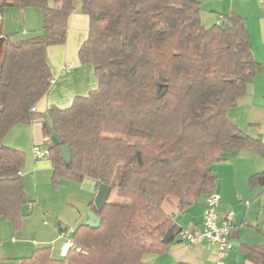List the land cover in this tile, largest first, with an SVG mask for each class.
Listing matches in <instances>:
<instances>
[{"label":"trees","instance_id":"16d2710c","mask_svg":"<svg viewBox=\"0 0 264 264\" xmlns=\"http://www.w3.org/2000/svg\"><path fill=\"white\" fill-rule=\"evenodd\" d=\"M77 3L89 19L78 59L93 66L98 84L67 108L51 106L43 133L58 140L48 146L54 180L92 178L111 190L95 210L100 226L71 233L88 252L54 258L42 247L21 264H143L176 239L167 234L166 196L184 211L214 191L213 163L262 149L227 118L260 64L242 18L205 27L198 0H0L1 16L7 7H37L42 16V33L21 40H10L0 20V140L40 116L32 108L50 86L46 50L65 43ZM23 162L24 153L0 144V217L16 227L28 202ZM113 194L131 204L111 201Z\"/></svg>","mask_w":264,"mask_h":264},{"label":"crops","instance_id":"0c3cea01","mask_svg":"<svg viewBox=\"0 0 264 264\" xmlns=\"http://www.w3.org/2000/svg\"><path fill=\"white\" fill-rule=\"evenodd\" d=\"M198 1L203 23L210 24V20L211 24H216L220 16L233 14L242 18L248 30L252 55L260 64V71L247 84L245 92L227 110V118L241 132L260 140L262 149L227 153L222 160L211 165V171L215 177L214 191L220 195L219 213L225 210L234 212L233 227L229 232L232 247L226 253L225 263L264 264V0ZM88 22V16L76 9L68 17L65 43L48 46L46 50L51 79L48 90L34 105V110L40 116L28 123L14 125L19 127V132L10 143L23 149L24 159L30 160L32 165L26 170L24 165L25 168L20 171L26 182L25 193L28 197L32 192L29 181L38 182L39 186L41 179L52 170L50 159H36L32 153L33 146L41 149L49 146L50 138L43 133V124L49 122V108H67L76 96H86L97 87L98 80L93 66L81 64L78 59V50L87 37ZM38 29L34 36L42 33L41 27ZM20 34L26 36L28 33L23 29ZM26 38L31 37L15 40ZM87 179L91 181L90 189L95 196L99 182ZM206 195H199L194 204L184 211L179 210L176 197L166 196L163 199L162 210L173 221L172 233L176 234L180 228L195 230L201 226ZM90 204L89 210L92 209ZM30 209L32 211L33 207ZM62 230L59 228V235L55 239L60 237ZM60 249L61 245L58 255ZM1 251L3 249L0 244ZM215 253L214 244L189 246L176 238L167 251L145 254L143 264H215Z\"/></svg>","mask_w":264,"mask_h":264},{"label":"rangeland","instance_id":"374dc122","mask_svg":"<svg viewBox=\"0 0 264 264\" xmlns=\"http://www.w3.org/2000/svg\"><path fill=\"white\" fill-rule=\"evenodd\" d=\"M75 9L80 11V3L76 4ZM0 20L2 31L5 35H10V40L32 37L42 25L41 12L37 7H7L3 10L2 16L0 15ZM209 23H203V25L205 27L215 25L211 24L210 20ZM23 29L28 33L26 36L20 34ZM18 128L12 126L0 140V144L24 153L23 149L14 147L10 143L14 140L13 136H17ZM31 167L30 160L24 159L20 171L22 168L26 170ZM23 183L25 190L26 182L23 180ZM37 183L33 180L29 181V189L32 192L29 197L26 193L28 202L22 206L20 224L17 227L0 217V244L3 249L0 252V264H21L29 260L36 249L42 247H49L52 256L59 258L58 249L63 244L62 237L55 239L59 235V228L76 229L81 224L85 225L86 219L84 221L83 219L87 218L88 205L94 199L90 189L91 181L87 178L81 181L67 178L54 180L51 170L47 177L41 179L39 186ZM110 200L131 204V202L117 198L115 194L111 195ZM82 248L85 250L84 253L88 252L86 248Z\"/></svg>","mask_w":264,"mask_h":264},{"label":"built area","instance_id":"2783aa9c","mask_svg":"<svg viewBox=\"0 0 264 264\" xmlns=\"http://www.w3.org/2000/svg\"><path fill=\"white\" fill-rule=\"evenodd\" d=\"M222 20L223 17L220 16L217 18L216 24L221 23ZM32 110H34V108H32ZM32 153L36 159H49L48 148L41 149L38 146H33ZM219 203L220 195L218 193L215 191L207 193L201 226L195 230L180 228L176 232V238L189 246H197L203 243L214 244L216 246L215 264H226V253L232 247V243L229 239V232L233 227L234 212L232 210H225L223 213H219ZM72 231L73 229L68 228L62 230L60 233V237L64 239L59 251L60 256L65 255L68 249L85 252L82 247L74 244L71 239Z\"/></svg>","mask_w":264,"mask_h":264},{"label":"water","instance_id":"95a60500","mask_svg":"<svg viewBox=\"0 0 264 264\" xmlns=\"http://www.w3.org/2000/svg\"><path fill=\"white\" fill-rule=\"evenodd\" d=\"M2 42L3 41L0 40V52H1ZM50 141L52 144L58 143V140L55 136H51ZM60 150H61V154H62V158L64 162L69 163L70 157H69L68 146L66 144L62 145L60 147ZM110 190H111V187L108 184L99 183L97 192L93 199V208L88 210V213H87V219L85 222L86 226H90V227L100 226L101 217L95 213V210H99L105 205L107 198L109 196ZM171 233H172V229H169L167 234L170 235Z\"/></svg>","mask_w":264,"mask_h":264}]
</instances>
